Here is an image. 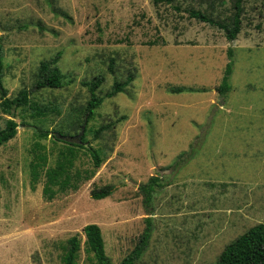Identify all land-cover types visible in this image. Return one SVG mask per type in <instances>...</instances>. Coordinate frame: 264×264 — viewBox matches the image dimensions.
<instances>
[{
	"label": "rangeland",
	"instance_id": "obj_1",
	"mask_svg": "<svg viewBox=\"0 0 264 264\" xmlns=\"http://www.w3.org/2000/svg\"><path fill=\"white\" fill-rule=\"evenodd\" d=\"M233 3L0 0L2 85L8 97L29 91V103L15 112V136L0 146V264H62L73 235L80 241L76 264H95L85 251L89 223L99 226L105 254L119 264L146 218L151 237L135 264H212L227 244L264 222V0H242L232 41L186 12L228 19ZM229 47L230 89L221 96ZM58 51L62 86L35 88L39 62ZM97 75L104 77L100 96L133 75L85 123L87 144L103 161L93 168L86 148L76 147L73 186L47 200L45 171L66 150L53 132H80L90 98L84 82ZM175 87L185 90L172 93ZM36 107L47 110L36 114ZM8 117L0 108V128ZM102 125L108 127L94 137ZM38 153L46 160L34 181ZM151 176L159 185L145 205L140 185ZM104 186L110 195L90 197Z\"/></svg>",
	"mask_w": 264,
	"mask_h": 264
},
{
	"label": "trees",
	"instance_id": "obj_2",
	"mask_svg": "<svg viewBox=\"0 0 264 264\" xmlns=\"http://www.w3.org/2000/svg\"><path fill=\"white\" fill-rule=\"evenodd\" d=\"M154 4L161 2L171 3L173 0H152ZM178 9V8H176ZM241 11H242V0H234L233 13L228 19L216 20L210 17L205 11L196 8H188L187 15L190 18H195L199 21L208 22L212 25H216L223 30L225 38L228 41H232L236 38L240 31L241 23ZM227 62L225 64L224 73L221 78L219 85L217 86V92L219 95L224 96L230 89L228 82L229 75L232 70V49L229 47L226 51ZM61 56V51H58L49 59L41 60L39 62L36 74L35 88H59L62 86V72L58 66V61ZM3 54L2 46L0 44V108L3 113L10 117L4 120V125L0 128V146L7 143L12 139L16 132L18 123L15 121V112L19 107L26 106L29 103V91L21 89L14 97L6 96V90L2 85V73H3ZM133 79V75H128L124 81L113 83L112 89L100 96L97 94V89L104 81L102 75H97L94 79L89 82H84L87 85L90 92V98L86 102L84 109V119L82 123V134L81 140L84 143H88L86 139V127L85 123L93 116L94 110L103 102L104 98L114 96L116 93L124 91ZM185 90L182 87H175L170 91L172 93H179ZM47 108L36 107V114H43ZM108 125H102L94 130V137L106 129ZM80 130V132H81ZM43 135L46 134L42 133ZM54 136V135H53ZM55 137V136H54ZM55 140L64 142L66 144V150L60 151L61 157H59L53 167H49L45 171V181L42 188V195L45 199L51 200L56 194L65 192L69 187H72L74 175L77 171L72 173L73 162L76 157V147L86 148L88 151L93 168H98L103 161L100 151L90 144L84 146L83 144H76L67 142L55 137ZM184 158H190V153H183ZM35 162L31 163L32 179L35 181L38 178V171L36 170L43 162L45 163L46 157L44 154H36ZM183 162V161H182ZM181 163L180 160L176 161L171 169L176 168ZM90 176L92 170L90 171ZM89 175L87 177H90ZM159 177L151 176L148 181L140 185V190L143 194V201L146 204L152 199V193L154 187L159 185ZM112 192L111 186H104L101 188L93 189L90 192V197L93 199H102L110 195ZM146 227L141 233L138 242L134 248L127 253L120 261L119 264H135L142 253L148 246L149 239L151 236V220L146 218ZM83 233L85 235V251L91 254V259L95 264H112L105 254L104 241L101 235L99 226L95 223L86 224L83 227ZM79 238L76 235L69 237L64 247V253L61 256L62 264H76L79 251ZM212 264H264V222L257 223L246 231L237 236L233 241L227 244L224 249L220 252L218 259Z\"/></svg>",
	"mask_w": 264,
	"mask_h": 264
},
{
	"label": "water",
	"instance_id": "obj_3",
	"mask_svg": "<svg viewBox=\"0 0 264 264\" xmlns=\"http://www.w3.org/2000/svg\"><path fill=\"white\" fill-rule=\"evenodd\" d=\"M81 134H82V130H81V132H79L78 134H75V135H63V134H60L57 132H53V135L55 137L61 139V140L76 143V144H83L84 146H88L87 143L82 142Z\"/></svg>",
	"mask_w": 264,
	"mask_h": 264
},
{
	"label": "crops",
	"instance_id": "obj_4",
	"mask_svg": "<svg viewBox=\"0 0 264 264\" xmlns=\"http://www.w3.org/2000/svg\"><path fill=\"white\" fill-rule=\"evenodd\" d=\"M151 237V236H150Z\"/></svg>",
	"mask_w": 264,
	"mask_h": 264
}]
</instances>
